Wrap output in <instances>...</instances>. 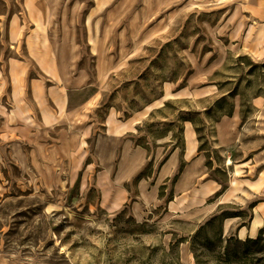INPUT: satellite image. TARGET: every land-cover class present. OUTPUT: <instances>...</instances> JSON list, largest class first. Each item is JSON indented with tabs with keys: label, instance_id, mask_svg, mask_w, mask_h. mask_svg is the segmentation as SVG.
<instances>
[{
	"label": "rangeland",
	"instance_id": "rangeland-1",
	"mask_svg": "<svg viewBox=\"0 0 264 264\" xmlns=\"http://www.w3.org/2000/svg\"><path fill=\"white\" fill-rule=\"evenodd\" d=\"M32 60L49 86L84 87L94 126L32 131L28 143L0 126V264H218L225 246L242 257L246 238L222 222H247L264 200V0H0V109L15 107ZM110 109L136 121L131 139L149 155L140 176L173 148L181 170L191 131L200 182H227L224 194L179 216L103 210L93 139ZM248 249L264 264V249Z\"/></svg>",
	"mask_w": 264,
	"mask_h": 264
},
{
	"label": "crops",
	"instance_id": "crops-1",
	"mask_svg": "<svg viewBox=\"0 0 264 264\" xmlns=\"http://www.w3.org/2000/svg\"><path fill=\"white\" fill-rule=\"evenodd\" d=\"M28 47L35 51L44 48L38 43H31ZM24 63L22 76L18 75L21 80L18 81L14 98L15 107L9 112L1 106L0 126H16L15 134L22 143H28L29 134L36 130L60 126H94V123H84L89 118L90 109H86L89 96L82 91L83 86H66L62 81L57 86H49L46 77L40 78L32 72L36 69L33 60L32 67L28 62ZM80 77L81 74L75 79ZM135 123L133 119L121 118L115 109H110L101 124L102 131L94 135L93 153L104 178L108 179V182L97 187L98 205L103 210L113 213L128 207L133 216L139 219L150 210L163 206L167 214L179 216L195 213L206 202L224 194L227 182L224 184L215 178L200 182L205 171L203 158L191 131L186 134L181 170L182 154L180 149L173 148L155 172L152 171L146 177L140 176L149 155L141 145L133 144L131 138ZM2 133L8 134L9 131L2 129ZM61 146L58 143V148ZM174 173L176 177L172 180ZM238 218L234 215L224 218V234L233 230L239 239L264 236V200H258L253 205L247 222H238Z\"/></svg>",
	"mask_w": 264,
	"mask_h": 264
},
{
	"label": "trees",
	"instance_id": "trees-1",
	"mask_svg": "<svg viewBox=\"0 0 264 264\" xmlns=\"http://www.w3.org/2000/svg\"><path fill=\"white\" fill-rule=\"evenodd\" d=\"M139 177V176H138ZM230 240H232V237H230ZM183 242V241H180ZM244 247L245 251L242 255V257H238V252L235 249H230L228 246L224 247V250L221 254H219L216 258V261L218 264H259L260 258L257 257L253 258L252 254L249 255V249L248 246L250 243L256 244V252H261L264 249V238L261 235H258L255 238H246L245 241L240 242ZM173 243H170V248H174ZM192 251V248H191ZM180 263V262H179ZM177 263V264H179ZM195 264H201V262L197 259H195Z\"/></svg>",
	"mask_w": 264,
	"mask_h": 264
},
{
	"label": "bare ground",
	"instance_id": "bare-ground-1",
	"mask_svg": "<svg viewBox=\"0 0 264 264\" xmlns=\"http://www.w3.org/2000/svg\"><path fill=\"white\" fill-rule=\"evenodd\" d=\"M66 44H63L60 46L61 49H65L66 50ZM59 49V48H58ZM68 55L70 56V58H75V54L72 52V53H68ZM87 78V75L84 73L81 74V77L79 79H76L75 80V83H80L82 82L83 80H86ZM68 81V80H67ZM229 163V162H228ZM180 256H181V260L182 261H185L187 262L189 260V251H188V248L186 246V244L183 245L182 249L180 250Z\"/></svg>",
	"mask_w": 264,
	"mask_h": 264
}]
</instances>
